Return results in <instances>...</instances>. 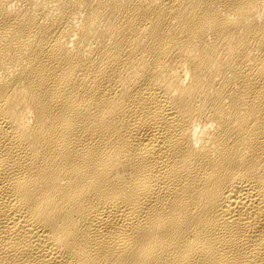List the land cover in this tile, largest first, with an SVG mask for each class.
I'll return each instance as SVG.
<instances>
[{"label":"bare ground","instance_id":"6f19581e","mask_svg":"<svg viewBox=\"0 0 264 264\" xmlns=\"http://www.w3.org/2000/svg\"><path fill=\"white\" fill-rule=\"evenodd\" d=\"M0 264H264V0H0Z\"/></svg>","mask_w":264,"mask_h":264}]
</instances>
